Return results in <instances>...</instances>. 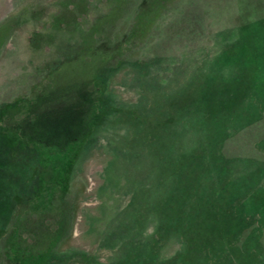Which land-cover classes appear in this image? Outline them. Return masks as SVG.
Listing matches in <instances>:
<instances>
[{
    "label": "rangeland",
    "instance_id": "374dc122",
    "mask_svg": "<svg viewBox=\"0 0 264 264\" xmlns=\"http://www.w3.org/2000/svg\"><path fill=\"white\" fill-rule=\"evenodd\" d=\"M1 118L0 264H264V0H0Z\"/></svg>",
    "mask_w": 264,
    "mask_h": 264
},
{
    "label": "trees",
    "instance_id": "16d2710c",
    "mask_svg": "<svg viewBox=\"0 0 264 264\" xmlns=\"http://www.w3.org/2000/svg\"><path fill=\"white\" fill-rule=\"evenodd\" d=\"M28 116H30V114L23 113L19 115L16 120L21 121L25 117L29 120ZM4 120V118L0 119V216L3 215L2 206L5 205L4 211L5 207L8 209L12 204L11 198L22 190L21 188L15 189L12 187L14 186L12 185V179L18 181L20 185H26V173H28L32 165L40 163L38 153L41 152H37L34 148L44 142V138H41V140H43L41 142H39L40 140H36L35 142L30 140L28 138V133L24 132L23 124L10 123L9 121L4 124L2 123ZM10 134L11 136H9ZM57 155L60 156V154ZM65 156L67 155L63 154V157ZM22 158L28 161L26 162L27 164ZM15 168H17L19 172H17ZM9 174H12V176Z\"/></svg>",
    "mask_w": 264,
    "mask_h": 264
}]
</instances>
